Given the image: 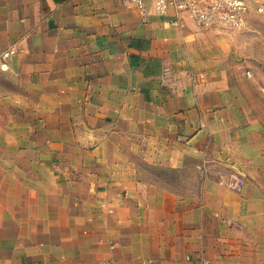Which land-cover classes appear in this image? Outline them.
<instances>
[{"label": "crops", "instance_id": "obj_1", "mask_svg": "<svg viewBox=\"0 0 264 264\" xmlns=\"http://www.w3.org/2000/svg\"><path fill=\"white\" fill-rule=\"evenodd\" d=\"M171 19L0 0V264H264V43Z\"/></svg>", "mask_w": 264, "mask_h": 264}, {"label": "built area", "instance_id": "obj_2", "mask_svg": "<svg viewBox=\"0 0 264 264\" xmlns=\"http://www.w3.org/2000/svg\"><path fill=\"white\" fill-rule=\"evenodd\" d=\"M121 5L134 9L145 20L150 15L172 17L168 24L173 28L185 26L190 20L199 30L242 31L248 23L250 4L248 0H116ZM254 3V0H252ZM255 11L264 21V0H255ZM17 53L12 48L0 54V69H8V60ZM204 79V74H192L191 79ZM220 180L235 192H242L246 185L238 172L221 173ZM113 247V245H112ZM97 264H113L112 259Z\"/></svg>", "mask_w": 264, "mask_h": 264}, {"label": "rangeland", "instance_id": "obj_3", "mask_svg": "<svg viewBox=\"0 0 264 264\" xmlns=\"http://www.w3.org/2000/svg\"><path fill=\"white\" fill-rule=\"evenodd\" d=\"M264 28V21L261 20L260 18H254V16H251L250 19L248 20L247 26L243 31H241V41L244 46H247L249 49L251 42L254 44V39L255 40H261V43H264V30H254V29H262ZM258 38V39H257ZM242 45V46H243ZM244 54L246 56H254V52L252 51H245Z\"/></svg>", "mask_w": 264, "mask_h": 264}]
</instances>
